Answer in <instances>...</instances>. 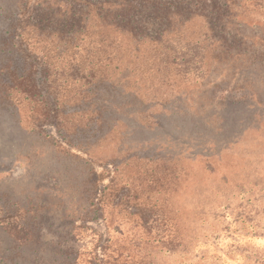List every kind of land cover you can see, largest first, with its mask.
Masks as SVG:
<instances>
[{
  "label": "rangeland",
  "instance_id": "1",
  "mask_svg": "<svg viewBox=\"0 0 264 264\" xmlns=\"http://www.w3.org/2000/svg\"><path fill=\"white\" fill-rule=\"evenodd\" d=\"M14 3L0 0L3 7ZM157 6L170 7L160 20L173 26L159 40L138 42L107 28L67 52L110 72L112 85L104 83L94 93L80 82L61 88V108L71 105L62 102L67 96L86 97L81 107L70 108L78 112L69 119L76 127L94 117L86 128L99 138L92 154L162 159L157 165L133 164L125 174V181L136 184L130 194L149 206L135 208L131 217L113 213L112 243L128 247L143 264H264V0H158ZM13 19L0 10V64L9 66L0 77L2 104L19 94L8 84V70L22 71L31 63L42 97L45 58L66 53L46 32L9 35ZM18 30L24 32L23 25ZM61 60L53 59L58 71L67 63ZM55 102L50 98L52 108L59 107ZM100 105L102 119L110 117L107 127L100 125ZM7 107L0 105V153L16 156L0 163L1 189L19 194L39 183L58 192L54 185L60 181L50 173L54 146L35 134L27 137L24 126L16 130ZM144 139L154 142L138 143ZM59 168L65 183L68 166ZM151 183L155 188L148 189ZM165 236L172 240L158 241ZM43 240L60 241L69 251L91 245L89 237L65 238L49 227L43 228ZM19 251L0 233V264H23Z\"/></svg>",
  "mask_w": 264,
  "mask_h": 264
},
{
  "label": "trees",
  "instance_id": "2",
  "mask_svg": "<svg viewBox=\"0 0 264 264\" xmlns=\"http://www.w3.org/2000/svg\"><path fill=\"white\" fill-rule=\"evenodd\" d=\"M157 1L16 0L14 5L0 6L2 14H11L15 18L11 21L14 29L9 35L22 38L24 33L46 32L50 37L59 39L66 51L56 53L55 56L49 55L44 60L46 65L43 68L42 82L46 94H42L43 98L41 93H37L30 63V67L22 71L16 66L8 70V84L19 94L13 102H0V105L8 106L7 111L14 118L13 125L16 130L22 131L24 126L28 128L27 137L35 134L41 141L54 146V156L50 159H54L55 165L50 168V173L55 180L60 181L54 185L55 189H59L58 192H54L51 187L50 190L42 188L41 184L36 183L35 187L19 194L10 188L2 190L0 184V233L9 241L10 247L21 251L19 262L33 264L39 257V264H143L142 261L136 262L133 259L132 251L128 247H117L112 243V215L116 211H126L131 217L136 214L133 211L135 208L149 206L147 202H140L139 195L130 194L136 184L134 181L130 182L129 177L125 181V174L134 167L133 164L157 165L162 160L161 157L148 154L98 157L92 154L90 150L99 138H94V133L86 134V128L90 127V122L95 121L94 117L88 119L85 125L76 127L70 126L69 119L70 115L78 112L70 108L81 107L85 103V95L72 96L73 101L72 97L67 96L62 102L71 105H65L63 108L58 103L61 99V88L68 89L74 83L80 82L81 87H90L92 91L88 88V92H93L104 83L108 85L107 82L112 85L110 72L106 73V68L101 70L102 65L95 68L94 60L84 62L78 53H67L72 48L80 49V42L88 41L95 33L105 32L107 28L117 30L122 35L134 36L138 42L147 41L146 39L156 41L173 28L160 20V13L165 12L168 15L170 7L161 8L157 6ZM193 14L199 13L196 11ZM18 25H23L24 32L18 30ZM21 57L28 58L25 53L21 54ZM57 57L67 62L62 71H58L54 66L53 59ZM38 63H42L39 57ZM87 63L91 67L88 68ZM4 66L0 64L2 78L5 68L9 69V66ZM93 96L96 98L95 94ZM52 97L59 107L50 106ZM27 103L32 106L26 108ZM244 109L249 113L250 105ZM97 112L98 117L102 119L105 116V106L100 105ZM108 118L110 117L100 121L101 127H107ZM139 127L143 128V125ZM54 128L57 133H54ZM13 136H16V133H13ZM189 139L192 140L191 135ZM233 140L237 141V138L234 137ZM232 141H229L228 145ZM153 142L152 139L138 141L142 145ZM9 154L12 153H0V163H4L5 158L10 160L12 156H16V153ZM195 155L202 154L196 152ZM61 163L68 166L69 178L65 183L62 182V171L59 168ZM152 183L147 184L148 189L155 188ZM160 220L165 222V219ZM44 227L58 230L59 236L73 240L89 237L91 245L78 251L66 250L59 245L60 241L43 240ZM163 238L158 241L171 239L170 236Z\"/></svg>",
  "mask_w": 264,
  "mask_h": 264
}]
</instances>
